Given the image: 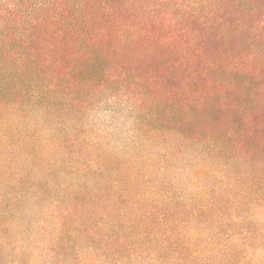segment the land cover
I'll return each instance as SVG.
<instances>
[{
    "label": "trees",
    "instance_id": "16d2710c",
    "mask_svg": "<svg viewBox=\"0 0 264 264\" xmlns=\"http://www.w3.org/2000/svg\"><path fill=\"white\" fill-rule=\"evenodd\" d=\"M0 200L52 264H264V0H0Z\"/></svg>",
    "mask_w": 264,
    "mask_h": 264
},
{
    "label": "rangeland",
    "instance_id": "374dc122",
    "mask_svg": "<svg viewBox=\"0 0 264 264\" xmlns=\"http://www.w3.org/2000/svg\"><path fill=\"white\" fill-rule=\"evenodd\" d=\"M79 135L85 136L88 140L100 141L109 150L123 154L131 151L138 144L134 146L136 132L131 119L107 109H97L88 113L84 120V128L81 129ZM56 181L63 182V178H56ZM9 206V201L0 200V212L4 211L0 222H3L5 232L9 236L8 241L12 242L10 246L14 248L6 257L5 264H52L50 253L43 249L45 245L43 243L51 235L48 234L51 231L47 229L50 222L43 221L44 215L28 203H20L19 214L15 219L8 221L7 218L14 215V211H10ZM76 244H80V242L74 241L70 242V245H66L64 251L69 257L77 256L74 250ZM87 244L89 243L86 242L85 246ZM61 245L59 243L57 250L61 249ZM54 260L56 264L65 262H59L58 257H55ZM67 264L70 263L67 262Z\"/></svg>",
    "mask_w": 264,
    "mask_h": 264
}]
</instances>
